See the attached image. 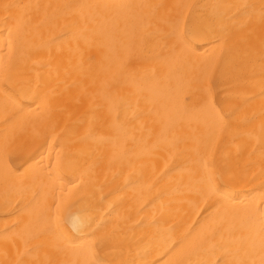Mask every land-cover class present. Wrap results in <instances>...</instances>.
<instances>
[{"label":"bare ground","instance_id":"1","mask_svg":"<svg viewBox=\"0 0 264 264\" xmlns=\"http://www.w3.org/2000/svg\"><path fill=\"white\" fill-rule=\"evenodd\" d=\"M0 264H264V0H0Z\"/></svg>","mask_w":264,"mask_h":264},{"label":"snow or ice","instance_id":"2","mask_svg":"<svg viewBox=\"0 0 264 264\" xmlns=\"http://www.w3.org/2000/svg\"><path fill=\"white\" fill-rule=\"evenodd\" d=\"M244 7H247V5H244Z\"/></svg>","mask_w":264,"mask_h":264}]
</instances>
